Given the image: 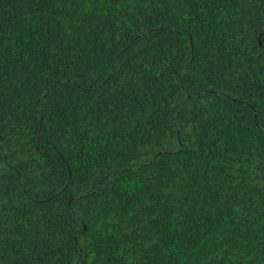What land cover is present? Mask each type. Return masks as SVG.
Returning <instances> with one entry per match:
<instances>
[{
	"label": "trees",
	"instance_id": "1",
	"mask_svg": "<svg viewBox=\"0 0 264 264\" xmlns=\"http://www.w3.org/2000/svg\"><path fill=\"white\" fill-rule=\"evenodd\" d=\"M0 264H264V0H0Z\"/></svg>",
	"mask_w": 264,
	"mask_h": 264
}]
</instances>
